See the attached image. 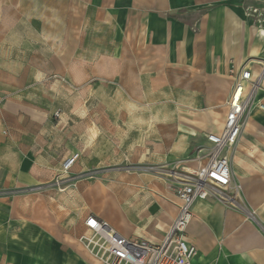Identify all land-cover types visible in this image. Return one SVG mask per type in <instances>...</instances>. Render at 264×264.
Returning <instances> with one entry per match:
<instances>
[{
  "label": "crops",
  "instance_id": "1",
  "mask_svg": "<svg viewBox=\"0 0 264 264\" xmlns=\"http://www.w3.org/2000/svg\"><path fill=\"white\" fill-rule=\"evenodd\" d=\"M248 7L264 10V0H0V50L7 55L0 61L8 65L0 70H14L10 56L23 54L27 70L51 68L102 79L119 87L120 100L125 96L132 104L143 101L146 86L166 80L175 101L224 100L222 123L214 114L210 121L212 128H222L230 71L246 68L256 74L264 64V22L256 25ZM257 100L264 102V80ZM101 118L104 125L95 122L88 135L123 133L116 108L103 111ZM29 135L17 122L16 105L0 94V264H101L80 248L89 216L110 221L125 238L160 243L178 213L174 189L173 203L156 197L151 204L142 196L131 206L119 204L120 220L109 207L101 216L95 213L92 184L76 185L69 207L48 190L52 178L42 147L35 153ZM251 137L264 146V112L256 109L227 153L229 189L192 208L184 229L194 248L192 264H264V160L251 162L240 152L252 146ZM81 148L78 138L71 154L81 155Z\"/></svg>",
  "mask_w": 264,
  "mask_h": 264
},
{
  "label": "rangeland",
  "instance_id": "2",
  "mask_svg": "<svg viewBox=\"0 0 264 264\" xmlns=\"http://www.w3.org/2000/svg\"><path fill=\"white\" fill-rule=\"evenodd\" d=\"M6 58L0 50V60ZM10 59L15 68L0 70V94L16 105L17 122L30 132L27 140L33 151L38 153L34 149L42 147V160L52 178L48 190L54 199L59 196L69 207L71 191L81 184L94 185L98 198L96 214L101 216L109 207L112 212L117 210L119 220L123 217L119 204L131 206L142 196L151 204L158 200L156 197L173 203V186L193 174L207 157L206 134L221 128H212L210 121L214 114L222 123L224 100L197 105L175 101L174 87L169 94L166 80H160L159 86H146L143 101L132 104L125 96L121 101L120 88L107 86L102 79L87 78L76 71L27 70L26 57L19 53ZM0 66L8 65L0 61ZM115 108L122 119L117 123L123 133L88 135V127L95 122L101 127L104 125L101 113ZM78 138L83 146L78 150L80 159L68 173L62 174L60 164L74 151ZM251 140L252 146L240 147V152L248 157V161L255 159L262 164L263 141L252 137ZM89 145H94L95 150H88ZM258 169L262 173V166ZM101 185L105 188L103 195ZM125 196L130 198L125 200ZM134 215L138 217L137 213ZM171 224L163 232L160 242ZM89 237L84 228L79 236L80 248L91 261L92 258L101 261L99 247L95 248L94 254L87 248L85 239Z\"/></svg>",
  "mask_w": 264,
  "mask_h": 264
},
{
  "label": "built area",
  "instance_id": "3",
  "mask_svg": "<svg viewBox=\"0 0 264 264\" xmlns=\"http://www.w3.org/2000/svg\"><path fill=\"white\" fill-rule=\"evenodd\" d=\"M246 12L256 25L263 24L264 10L248 7ZM229 75L232 86L222 128L205 136L208 145L205 161L193 174L173 186L179 201L178 213L163 241L152 243L135 237L125 238L107 222L89 216L84 222L85 231L90 235L85 239L86 246L93 254L96 247L100 248L101 264H192L194 248L187 243L184 232L192 208L197 202L214 198L216 192L229 189L232 173L227 153L238 143L249 112L253 108L264 112V102L257 100L264 80V64L256 74L240 68L236 72L231 70ZM79 157L78 153H73L65 158L61 173H68Z\"/></svg>",
  "mask_w": 264,
  "mask_h": 264
},
{
  "label": "bare ground",
  "instance_id": "4",
  "mask_svg": "<svg viewBox=\"0 0 264 264\" xmlns=\"http://www.w3.org/2000/svg\"><path fill=\"white\" fill-rule=\"evenodd\" d=\"M245 125V124H244ZM244 128V127H243Z\"/></svg>",
  "mask_w": 264,
  "mask_h": 264
}]
</instances>
